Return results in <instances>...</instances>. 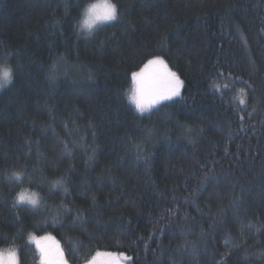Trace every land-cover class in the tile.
<instances>
[{
    "label": "trees",
    "instance_id": "16d2710c",
    "mask_svg": "<svg viewBox=\"0 0 264 264\" xmlns=\"http://www.w3.org/2000/svg\"><path fill=\"white\" fill-rule=\"evenodd\" d=\"M97 1L0 0V250L264 264V0H110L88 33ZM153 57L183 85L141 112L131 73Z\"/></svg>",
    "mask_w": 264,
    "mask_h": 264
},
{
    "label": "snow or ice",
    "instance_id": "6c2138e0",
    "mask_svg": "<svg viewBox=\"0 0 264 264\" xmlns=\"http://www.w3.org/2000/svg\"><path fill=\"white\" fill-rule=\"evenodd\" d=\"M85 11L87 16L91 18V23L79 22L78 26L88 33L95 30L96 26L102 25L108 21H114L117 18V7L115 4L111 3L110 0H105L103 4H90ZM158 68H162L163 72L158 71ZM131 77L136 87L129 96V99L141 112L151 108L162 100L178 96L183 85V81L180 80L176 73L167 69V65L160 57L148 59L138 72L131 73ZM12 79V69L0 72V89L7 86ZM240 103H244L243 99L240 100ZM16 175L19 176V173ZM211 176V172L205 174L201 183L207 181ZM60 183L61 181H57L56 185ZM56 185H54V187ZM25 201L34 208L38 207L41 202L36 193H28L27 191L21 192L17 197V202ZM56 223L57 221L54 219L53 225ZM30 239L35 242L40 251L42 264H67L63 259V252L59 249L58 244L56 245V252L54 255L51 247L45 243L46 241L52 240V237L45 236L36 238L30 236ZM97 255H100V253H97ZM0 264H18L16 249L7 251L0 250ZM89 264H92V262H89Z\"/></svg>",
    "mask_w": 264,
    "mask_h": 264
},
{
    "label": "clouds",
    "instance_id": "9594fccd",
    "mask_svg": "<svg viewBox=\"0 0 264 264\" xmlns=\"http://www.w3.org/2000/svg\"><path fill=\"white\" fill-rule=\"evenodd\" d=\"M88 5L85 6V8L82 10L81 18L79 22H85V23H91V18L87 16L86 8ZM11 68L9 66L0 65V72H3L5 70H10Z\"/></svg>",
    "mask_w": 264,
    "mask_h": 264
},
{
    "label": "rangeland",
    "instance_id": "374dc122",
    "mask_svg": "<svg viewBox=\"0 0 264 264\" xmlns=\"http://www.w3.org/2000/svg\"><path fill=\"white\" fill-rule=\"evenodd\" d=\"M105 2V0H98L97 2H96V4H103ZM140 68H142V67H140ZM140 68L138 69V70H136L135 72H138L139 70H140ZM181 80V79H180ZM182 81V80H181ZM135 87H136V85H135V83H134V81H133V90L135 89ZM180 91H181V89H180ZM162 101H165V100H162ZM162 101H160V102H162ZM159 102V103H160ZM158 103V104H159ZM157 105V104H156ZM155 106V105H154ZM153 107V106H152ZM148 110V109H147ZM46 243V242H45ZM36 248H37V246H36ZM10 249H13V248H6V249H4L5 251H7V250H10ZM37 250H38V252H40L39 251V249L37 248ZM123 257H124V260L127 262L126 264H131V262H130V258H129V256L128 255H123Z\"/></svg>",
    "mask_w": 264,
    "mask_h": 264
}]
</instances>
